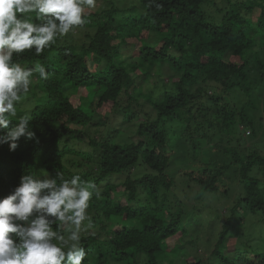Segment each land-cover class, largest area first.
Listing matches in <instances>:
<instances>
[{
  "label": "trees",
  "instance_id": "1",
  "mask_svg": "<svg viewBox=\"0 0 264 264\" xmlns=\"http://www.w3.org/2000/svg\"><path fill=\"white\" fill-rule=\"evenodd\" d=\"M139 1L140 11L131 10L139 14L114 1L110 9L92 8L94 17L84 15V24L69 32L95 29L81 44L62 37L39 56L34 49L14 55L22 66L43 64L49 77L34 74L22 100L34 93L37 104L9 117L14 124L30 113L36 139L22 137L14 152L0 145V198L26 173L78 174L100 192L89 202L81 238L91 264H264V180L255 175L264 172V144H257L259 136L264 143V0ZM164 64L169 78L155 72ZM154 74L157 82L149 86ZM238 92L246 98L241 105ZM145 106L140 120L138 108ZM120 115L136 123L131 138L116 141V127L108 138L92 135ZM180 129V144L191 149L177 171L170 133ZM212 139L255 147L247 149V162L239 151L229 165L204 155L196 161L200 153H193ZM76 141L94 151L76 150ZM233 166L240 176L230 185L226 172ZM182 189L195 196L194 204L185 203ZM208 192L213 199L204 197ZM221 216L227 218L219 228Z\"/></svg>",
  "mask_w": 264,
  "mask_h": 264
},
{
  "label": "clouds",
  "instance_id": "2",
  "mask_svg": "<svg viewBox=\"0 0 264 264\" xmlns=\"http://www.w3.org/2000/svg\"><path fill=\"white\" fill-rule=\"evenodd\" d=\"M95 6L96 0H0V145L14 152L22 137L36 139L30 113L14 124L9 117H17L34 74L41 81L49 77L43 64L22 66L14 55L34 49L39 56L82 26L85 9ZM99 196L97 185L78 174L68 179L63 171L54 178L22 175L14 190L0 198V264H91L81 238L88 228L89 202ZM53 225L68 231H54Z\"/></svg>",
  "mask_w": 264,
  "mask_h": 264
},
{
  "label": "rangeland",
  "instance_id": "3",
  "mask_svg": "<svg viewBox=\"0 0 264 264\" xmlns=\"http://www.w3.org/2000/svg\"><path fill=\"white\" fill-rule=\"evenodd\" d=\"M106 1H107V3H102L100 0H96V6L93 9L95 11H97V10L101 11L102 9H110V5H109L110 1H114L115 2V3H113L114 6L116 5L117 7L121 8V9L127 8L133 14H139V11H140L141 5H142L139 0H106ZM136 7H137V10H139V11H136V10L135 11H131L132 8L136 9ZM94 10L85 9V14L84 15L87 16L88 18H92V17H94L93 16L94 15V13H93ZM115 18L116 19H120V16L117 17V15H115ZM94 31H95V29H92L90 27L89 29H85V31L83 30L82 33H68V34H66L63 37V40L65 38L68 41H70L71 38L74 37L75 41L77 43L81 44V43H83L86 40L84 34L87 33V32L90 33V32H94ZM150 41L151 42H157L155 37L150 39ZM122 53L124 55H126V56L132 55V51L127 50L125 48L122 49ZM123 59H125V57H123ZM159 68H160L159 70L158 69L155 70L157 75L161 74V75H163L166 78H169L172 75L171 74L172 70L167 65L164 64V65H162ZM137 82L139 84H145L146 83L142 78H139L137 80ZM156 82H157L156 75L154 74L153 78L150 80L151 85H149V86H153ZM146 84H148V83H146ZM196 89H197V87L195 88V90ZM211 91H213V89H210L209 93H211ZM36 93H37V90H36ZM41 93H42V91H39V95H41ZM239 95H241L240 92H238L236 94V97H239ZM76 98L78 99V97H76ZM238 99H240L239 100L240 105L243 103V101L246 100V98H243V96H240ZM262 100H264V97L262 98ZM37 102H38L37 101V97L34 95V93H32V96L28 97L24 101L22 100L21 103H19L17 105V115L19 113L25 112L26 110L28 112L31 111L35 107ZM146 106L143 107V108H138V110L140 111V120L144 119L143 112L148 111V107H146ZM257 116H260V115L258 114ZM96 119L97 120L100 119L99 116H97ZM106 123L107 124H105L104 126H101L100 128L91 129V131L93 133L92 135L95 134L94 136L98 137V138H103V137L104 138H108L109 137V132L111 131V129L116 127V128H118L120 130V133H119V136L117 138H115V140L118 141V142H121V141H126V139H128V138H131L132 134L136 130V123L134 122L133 124H131L129 122H125L122 119L121 115L119 117L112 116L108 121L106 120ZM176 128L179 129V127L175 125L172 130H176ZM181 129L179 130V133H176V135H174L173 132L170 133L171 145L173 144L174 145L173 147L177 148V151H178V155L176 156V159H175V161L173 162V165H172L173 168L175 170H177V171L182 166L185 158H187V156L189 155L188 152L191 149V145L187 141L185 142L184 145L182 143L180 144L179 138H181L180 137ZM248 134L249 133H247L246 135H248ZM133 139L136 140L135 138H133ZM261 139H263V137L261 138L259 136L257 138V142H258L257 144L260 145V146H262L264 144ZM203 141L205 143L206 140H203ZM210 142L211 143H209V144L206 143L203 146V148L207 149V148H212V146H213V151H205L203 149L202 151H198V152L193 153V154L200 153V154H198V158L196 159V161H198V160L201 161L202 159H200V158L202 157V155H204V156H208L209 159L217 162L216 163L217 165L218 164L229 165L234 159L235 152L239 151L243 155L244 162L245 161L247 162L248 160L246 158L248 157V154H249V150H247V149L255 147V145L252 144L253 142L252 143L251 142L241 143L240 145H238V143L236 141H233V142L222 141L220 143L217 140L213 142V139H212ZM216 144H219V145H216ZM72 146L78 151H84V152H92V151H94V147H92L88 142L79 143V142L76 141V142L72 143ZM215 146H216V148H215ZM259 150L263 151L261 147L259 148ZM205 159H207V158H205ZM187 160H188V158H187ZM189 164L190 163H185L184 165H189ZM88 168L89 167L86 164V166L83 168V170H86ZM213 168H215V165L213 166ZM255 175L259 179L264 180V172L262 170L261 171L255 170ZM226 176L231 180V181L229 179L227 180L230 183V185H231L232 181L236 182L238 180V177L240 176V168L236 167V166L231 167V169L226 172ZM176 178L183 179V177L181 175L177 176ZM192 185L196 186L193 183H192ZM184 190H188V189H182V191H181L182 194H180L182 199H184L185 203H187V204L189 203V201L191 199V200H193L192 204H194L195 196L192 193L184 191ZM207 196H210L213 199V193H209V192L205 193L204 197H207ZM215 207H213V215H216L218 213V210L214 211ZM222 212H223V209H221V212H219V213H222ZM226 218L227 217H225V216H221L220 219H216L215 220L216 225L219 226V228H220L221 227L220 223L224 222L223 220H226ZM175 242H177V238H175V240L171 241L172 244H174ZM206 257H209V254L206 253ZM165 264H168V261H166ZM177 264H181V263L178 261Z\"/></svg>",
  "mask_w": 264,
  "mask_h": 264
}]
</instances>
